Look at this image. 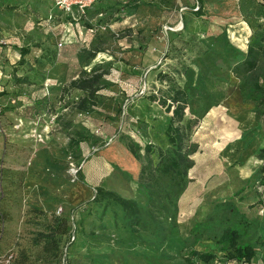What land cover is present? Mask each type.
I'll list each match as a JSON object with an SVG mask.
<instances>
[{
  "label": "rangeland",
  "instance_id": "rangeland-1",
  "mask_svg": "<svg viewBox=\"0 0 264 264\" xmlns=\"http://www.w3.org/2000/svg\"><path fill=\"white\" fill-rule=\"evenodd\" d=\"M191 1L94 0L65 14L53 0H0V264L18 249L23 264H43L40 245L31 244L42 220L30 208L50 196L74 236L65 251L72 264H189L193 232L224 199L264 232V97L252 88L264 58L242 77L229 71L243 52L235 7L249 4L209 0L201 12ZM80 69L100 74L85 101L70 83ZM169 87L188 88L182 122L193 121L189 141L197 150L162 237L158 228H132L118 205L92 195L100 186L144 205L134 194L138 164L117 139L165 150L170 113L148 95L166 97ZM77 133L86 142L67 146ZM193 248L214 254L193 264L230 262L210 240ZM252 264H264V251Z\"/></svg>",
  "mask_w": 264,
  "mask_h": 264
},
{
  "label": "trees",
  "instance_id": "trees-1",
  "mask_svg": "<svg viewBox=\"0 0 264 264\" xmlns=\"http://www.w3.org/2000/svg\"><path fill=\"white\" fill-rule=\"evenodd\" d=\"M246 22L251 27V22ZM236 40L240 44L243 43V39L237 38ZM246 40V45H243L244 52L240 51L239 57L229 69L235 77L251 73L257 68L259 60L264 58V30L253 40L250 38ZM25 53L27 49L21 48L20 56ZM79 73L70 83L83 91L82 101L93 98L98 89L97 82L100 74H89L84 69H80ZM161 74V79L168 75L165 72ZM259 78H264V66L260 74H257L252 81L253 90L264 97V82H259ZM187 89V87H169L166 97H156L152 93L148 95L150 101H155L164 111L170 113L164 128V137L168 145L165 150L160 147L156 148L149 141L135 140L128 135L117 139L138 164L134 194L143 198L144 205H140L133 198H124L112 190L100 186L93 188L92 200L110 201L118 205L132 228H158V234L162 237L164 236L165 219L172 224L175 222L177 213L175 200L186 186L187 171L192 166L190 156L197 150L196 144L189 141L190 126L193 121L187 119L182 122L183 109L187 106L189 97ZM80 142H86V137L77 133L75 138H69L67 146L73 145L74 148L79 149ZM261 152L264 159V148ZM258 172L259 174L264 172V165L260 166ZM258 179L259 185L264 187V175L263 177L258 175ZM261 207L264 212V206ZM30 212L33 214L31 217L33 220L39 216H41L40 221L42 220L38 223L40 228L34 230L32 234L31 244L40 245L43 264H60L62 246L71 234L67 219L54 212H49V216L46 217V212L36 208H30ZM2 219L3 214L0 211V220ZM34 221L40 222L39 220ZM261 225V221L258 224L253 219L248 220L234 203L229 202V199L214 201L209 213L200 221L198 228L192 234L186 261L193 264V261L194 263L208 262L212 259L213 253L193 248L200 240H210L217 252H222L226 258L230 259L229 264L243 262L252 264L257 252L264 251V232L257 230L261 229ZM25 260L24 251L18 249L16 257H9L8 264H23ZM64 260V264H72L74 259L70 263L67 262L65 254Z\"/></svg>",
  "mask_w": 264,
  "mask_h": 264
},
{
  "label": "crops",
  "instance_id": "crops-1",
  "mask_svg": "<svg viewBox=\"0 0 264 264\" xmlns=\"http://www.w3.org/2000/svg\"><path fill=\"white\" fill-rule=\"evenodd\" d=\"M195 1L196 0L191 1L190 5H192ZM208 1L209 0H199L201 12H203L204 5ZM240 2H245V3L248 2L249 6L243 5L240 8V7H238V5H236V7H235V12H237L239 19L241 20L240 23L242 24V25H240V27H238V29H236L237 31L239 30L241 32V34L238 33V35L240 37L239 39H246V38L249 39L250 38L251 40H253L257 36V34H259L261 31L264 30V0H241ZM220 5H217V8H219V10H221V7H222ZM201 12L198 15L200 18L207 15V13L203 14ZM212 13H213V11H211V14ZM207 18H210V16H207ZM246 21L251 22V27L248 26ZM238 26H239V24H238ZM242 32H243V35H242ZM239 45L241 46L240 47L241 50L243 48V52H244L245 47L240 43H239ZM258 130H260L259 131L260 133H264V128H258ZM36 201L39 205H38V207H34V208L39 209L43 212H46V215H47L46 217H48L49 216L48 213L54 211L55 207H57L56 206L57 203L60 200L56 199L53 196H50L49 198H47L43 201H39V200H36ZM18 220H20L19 216L16 217V222ZM34 220H40V219L38 217H36V218H34ZM20 225L21 224L19 223V226Z\"/></svg>",
  "mask_w": 264,
  "mask_h": 264
},
{
  "label": "built area",
  "instance_id": "built-area-1",
  "mask_svg": "<svg viewBox=\"0 0 264 264\" xmlns=\"http://www.w3.org/2000/svg\"><path fill=\"white\" fill-rule=\"evenodd\" d=\"M94 0H53V4L55 8L65 14H71L73 12H83V10L90 5ZM196 3V2H195ZM194 9H197V5H195ZM247 40L243 39L242 45H246ZM94 191V190H93ZM263 211V207L259 210L261 213ZM55 214L59 215L61 213V208L57 206L54 211ZM74 239L73 233L71 231V234L68 237V240L63 244L62 246V253L60 257V264H64L65 260V251L66 246L69 242H71ZM240 264H246V263H240Z\"/></svg>",
  "mask_w": 264,
  "mask_h": 264
},
{
  "label": "bare ground",
  "instance_id": "bare-ground-1",
  "mask_svg": "<svg viewBox=\"0 0 264 264\" xmlns=\"http://www.w3.org/2000/svg\"><path fill=\"white\" fill-rule=\"evenodd\" d=\"M231 87V86H230ZM230 90H232V89H230ZM230 98H231V96H230Z\"/></svg>",
  "mask_w": 264,
  "mask_h": 264
}]
</instances>
